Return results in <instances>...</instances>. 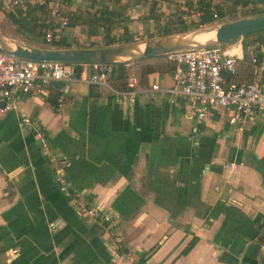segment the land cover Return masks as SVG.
<instances>
[{
  "label": "crops",
  "instance_id": "1",
  "mask_svg": "<svg viewBox=\"0 0 264 264\" xmlns=\"http://www.w3.org/2000/svg\"><path fill=\"white\" fill-rule=\"evenodd\" d=\"M108 2L125 16L120 23L131 36L156 26L150 0ZM69 27L51 38L63 35L75 46ZM114 28L121 34V26ZM85 31L83 46L101 44V34ZM223 46L236 54V79L258 76L253 64L246 70L239 63L240 37ZM257 49L264 62V43ZM175 70L167 62L139 86L170 88ZM90 71L78 65L72 79L17 92L14 107L0 106V264H137L140 256L143 264H264L262 110L230 123L210 106L196 122L191 95L161 90L151 97L142 90L121 103L88 81ZM52 90L62 96L55 106ZM19 112L30 124H18ZM60 164L67 194L53 179ZM82 201L101 216H83Z\"/></svg>",
  "mask_w": 264,
  "mask_h": 264
},
{
  "label": "built area",
  "instance_id": "2",
  "mask_svg": "<svg viewBox=\"0 0 264 264\" xmlns=\"http://www.w3.org/2000/svg\"><path fill=\"white\" fill-rule=\"evenodd\" d=\"M150 1L154 2L156 10H162L166 2L165 0ZM176 1L181 8H184L182 0ZM214 1L212 0V3ZM35 2L49 5L50 15L59 20L62 26H65L66 18L59 14V5L62 4V0H6V5L9 8L16 5L20 6L23 15L25 14V5ZM172 9L169 8L168 10ZM191 16L195 19L198 16V11H192ZM44 40L50 43L51 36L49 33L45 35ZM69 44L70 46L73 45L71 42ZM162 55L166 61L176 64L174 81L170 88L161 87L156 82L141 88L136 83V77L133 73L127 75L125 87L113 86L108 81V75L111 71V63L109 62L63 63L45 59H28L0 51V101L4 100L5 105L3 107H14L10 100L15 93H36L52 81L70 80L75 76L78 65L87 64L91 68L87 76L88 81L106 87L119 98L121 103H132L138 91H146L153 97L157 91L166 90L194 97L196 122L203 119L210 106L221 108L230 123L242 122L254 109L262 110L264 121V62L251 57L258 76L250 81L239 83L225 78L224 72L232 71L234 68L236 54L231 48L223 45L173 50ZM61 99L62 96L59 95L57 97L58 102ZM18 124H30L29 117L19 112ZM36 129L38 130V127ZM190 130L192 136L196 126H191ZM53 179L58 188L67 194V183L63 176L62 164L54 168ZM78 206L83 216L89 218L101 216L96 206L87 205L84 201L80 202ZM102 217L108 219L107 216L102 215ZM124 253L121 252L122 255Z\"/></svg>",
  "mask_w": 264,
  "mask_h": 264
},
{
  "label": "trees",
  "instance_id": "3",
  "mask_svg": "<svg viewBox=\"0 0 264 264\" xmlns=\"http://www.w3.org/2000/svg\"><path fill=\"white\" fill-rule=\"evenodd\" d=\"M62 1L65 4L72 2V0ZM108 1L110 0H81V6L83 7L80 8L81 10L76 7L73 8V10L70 9L72 11L65 10L59 14L66 18V26H73L78 23H82L85 25L86 33L91 35L101 34V37L103 38L101 44L91 45H109L115 42H131L133 39L131 38V34L128 32V28L125 24L120 23V20L124 19L125 16L116 11V9L114 10L112 5H109ZM247 2L256 3L251 0H215L213 3L212 0H182L184 8H181L179 4L174 2L172 7L173 9L168 11L166 14H162L155 10L154 4L152 3L149 16L153 17L156 21L155 36H162L186 31L198 26L210 24L211 22L222 21V16L226 15L228 11L233 9L237 3L243 4ZM1 8L2 9L0 10L3 12L10 26L18 35L23 36L25 39H30V37H40L43 39V42L39 44L33 42V44H48L55 47L70 46L63 35H59L56 39L51 38L50 43L44 42V38L47 33H49L52 37L54 31L62 27L59 20H56L50 15L49 5L37 4L36 2L27 3L24 7L25 14L23 15L21 14V7L17 5L12 8L7 6ZM192 11H198V16L195 19L190 18L188 21L185 20V16ZM118 25L121 26L122 31L121 34L115 35L112 33V29ZM146 34V38L153 36L148 33ZM240 43L243 49V54L239 59V63H241L243 67H246L247 70L248 66L253 64L251 57H255L257 61L260 59V53L257 46L258 44L264 43V29L243 34L240 37ZM75 46L83 45L77 43ZM236 60L237 59L235 58L233 70L224 72L225 78L239 83L250 81L248 78L246 80L236 79ZM167 62L168 61L164 59L162 54L141 57L125 62H112L111 71L108 75V81L113 86L125 87L127 75L129 73H133L136 77V83L139 85L142 77L151 71L159 69ZM50 93L51 94L48 97L49 103L50 105L55 106L58 103L57 97L60 92L52 90ZM195 240L196 236H192L183 247L182 252H186ZM144 259L145 257L140 256L136 260L137 264H143Z\"/></svg>",
  "mask_w": 264,
  "mask_h": 264
},
{
  "label": "water",
  "instance_id": "4",
  "mask_svg": "<svg viewBox=\"0 0 264 264\" xmlns=\"http://www.w3.org/2000/svg\"><path fill=\"white\" fill-rule=\"evenodd\" d=\"M264 5V0H251ZM213 37L204 41H188L186 38L192 32L204 29H192L171 33L142 41L92 46L55 47L52 45H33L24 41H14L0 33V51L19 57L35 60H53L69 62H125L141 57L161 55L168 51L183 50L206 46H220L233 41L243 34L264 29V11L252 15L236 17L219 21L213 26ZM5 105L4 100L0 106Z\"/></svg>",
  "mask_w": 264,
  "mask_h": 264
},
{
  "label": "rangeland",
  "instance_id": "5",
  "mask_svg": "<svg viewBox=\"0 0 264 264\" xmlns=\"http://www.w3.org/2000/svg\"><path fill=\"white\" fill-rule=\"evenodd\" d=\"M74 0H72V2H73ZM166 2H165V4H164V8L162 9V10H157V11H159L160 13H162V14H166L169 10V8H170V6H172L173 4H174V2L175 3H178L177 1H175V0H165ZM72 2H69L68 4H65V3H63V1H62V4H60L59 5V12L61 13V12H63V11H65V10H70V9H72L73 10V8H76V7H78L79 9L80 8H83L82 6H81V4H82V2H81V0H75L73 3ZM151 3H153L154 4V2L153 1H151ZM7 5H6V0H1V6H0V9H2L1 7H6ZM72 10H70V11H72ZM81 10V9H80ZM92 10V9H91ZM264 11V6L263 5H261L260 3H252V2H247V3H243V4H241V3H237L235 6H234V8L233 9H231L230 11H228L227 13H226V15H223L222 16V21H226V20H230V19H233V18H236V17H240V16H245V15H252V14H255V13H258V12H263ZM164 12H166V13H164ZM187 21L190 19V18H192V16H191V13H189L187 16ZM127 20H128V18H127ZM154 21H153V19H152V23H153ZM217 22H219V21H215V22H211L210 24H206V25H202V26H198V27H196V28H193V29H199V28H206V27H208V26H213V24H216ZM149 23H151L150 21H148L147 22V24H149ZM66 25V24H65ZM156 27V26H155ZM155 27H148V29H147V33L149 34V35H153L152 37H149V38H154V37H158V36H155ZM72 33H73V35L71 36L72 38L71 39H74V41L76 40V42H74V43H80V41L82 42V41H84V40H82V38H85V35L86 34H84V31H85V25L84 24H82V23H78V24H76V26H70L69 28H68ZM115 29V28H114ZM0 30H2V31H11V32H13L14 34H17L13 29H12V27L10 26V24H9V22H8V20L6 19V17L4 16V14H3V12L0 10ZM189 30H192V29H189ZM86 32V31H85ZM112 32H113V29H112ZM114 33V32H113ZM115 34V33H114ZM18 35V34H17ZM147 34H141L140 36H138V37H134V36H131V38L133 39L131 42H135V41H142V40H144V39H147L145 36H146ZM34 38H37V37H34ZM102 39V38H101ZM30 40H33V38L32 37H30ZM37 40L38 41H42L41 39H40V37L39 38H37ZM45 41V40H44ZM129 42V41H128ZM128 42H115V43H113V44H119V43H128ZM45 43H49V42H45ZM88 42H84V44H82V43H80L81 45H86ZM46 45H48V44H46ZM72 46H74V45H72Z\"/></svg>",
  "mask_w": 264,
  "mask_h": 264
},
{
  "label": "bare ground",
  "instance_id": "6",
  "mask_svg": "<svg viewBox=\"0 0 264 264\" xmlns=\"http://www.w3.org/2000/svg\"><path fill=\"white\" fill-rule=\"evenodd\" d=\"M213 31H214V28L209 27V28L198 30L196 32H192L185 36H187L186 38L188 39V41H204L207 39H211L213 37Z\"/></svg>",
  "mask_w": 264,
  "mask_h": 264
}]
</instances>
